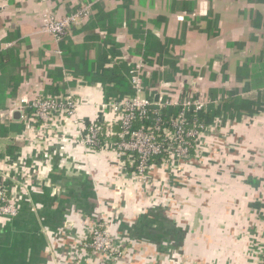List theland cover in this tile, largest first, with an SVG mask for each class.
<instances>
[{
	"label": "crops",
	"instance_id": "1",
	"mask_svg": "<svg viewBox=\"0 0 264 264\" xmlns=\"http://www.w3.org/2000/svg\"><path fill=\"white\" fill-rule=\"evenodd\" d=\"M82 3L91 6V15L62 40L44 29L47 16L70 15ZM100 8L109 14L102 21ZM147 33L163 43L173 40L169 53L186 57L192 66L232 56L237 67L231 89H241L237 70L247 57L242 52L252 47L248 56H259L264 48V0H0V119L5 117L0 128L10 130L0 131V159H25L35 170L18 185V214L0 216V264H94L97 256L84 245L102 220L124 245L121 264L264 262V159L257 163L256 157L252 164V159L237 161L236 154H229L233 159L189 161L169 167L175 170L169 181L163 165H153L143 183L121 165L112 146L89 149L85 144L86 133L80 130L93 122L110 121L115 127L119 116L104 107L100 83L87 82L66 67L63 42L88 46L87 57L95 59L97 48L112 37L122 54L109 55L107 66L143 63L146 95L158 102L154 86L164 81L169 93L173 89L178 95L179 76L173 71L170 78L169 65L156 57L147 62L133 52ZM234 43L245 46L230 50ZM183 82L184 88L199 90L194 80ZM38 92L73 94L75 117H58L45 131L39 124L24 128L22 114L18 118L15 113H21L24 97L32 99ZM232 121L230 138L243 142V154L264 155V112ZM14 125L23 128L14 131ZM209 138L207 130L204 140Z\"/></svg>",
	"mask_w": 264,
	"mask_h": 264
},
{
	"label": "built area",
	"instance_id": "2",
	"mask_svg": "<svg viewBox=\"0 0 264 264\" xmlns=\"http://www.w3.org/2000/svg\"><path fill=\"white\" fill-rule=\"evenodd\" d=\"M90 11L91 6L82 3L81 7L70 15L47 16L44 29L60 41L68 34L70 27L79 23ZM130 73L135 95L104 104V107H110L118 114L116 123L120 122L121 131L117 132L115 123L107 121L93 122L88 128L80 130V133L81 135L86 133L84 142L89 149H107L112 146L120 158L121 165L127 168L132 177L146 183L149 170L153 166L150 160L154 155L168 153V158L161 164L176 167L181 166L180 161L184 163L188 157H191L190 148L194 144L196 146L202 134L204 136L213 125L205 126L194 122L193 126L187 129L186 111L190 108L205 109L211 101L208 95L195 96L194 93L188 92L180 96L172 93L173 89L169 93V84L161 81L156 84V91L160 96V100L156 102L146 95L148 87L145 85L144 64H137L131 68ZM22 102L18 109L21 111L26 129H32L39 124L44 131L52 126L58 117L66 119L75 117L78 108L77 99L73 94L50 95L38 92L32 99L24 97ZM153 104L158 108L167 105L182 106L178 117L173 120L174 130L167 127L162 129L164 135L162 140L155 133L159 127L154 130L142 125L134 129L135 121L146 119ZM28 108L32 109L31 113L27 112ZM10 112L12 113L13 110ZM103 133L106 135V140L101 138ZM112 137L117 139L112 140ZM34 175L33 166L29 167L25 159H14L11 156L0 159V216L15 217L18 214V204L22 198L18 185H24V181H29ZM9 183L12 185L10 186ZM84 246L97 256L94 264H121L125 254L124 245L111 232L105 220L98 222L92 229L90 241Z\"/></svg>",
	"mask_w": 264,
	"mask_h": 264
},
{
	"label": "trees",
	"instance_id": "3",
	"mask_svg": "<svg viewBox=\"0 0 264 264\" xmlns=\"http://www.w3.org/2000/svg\"><path fill=\"white\" fill-rule=\"evenodd\" d=\"M106 15L109 14L104 13L103 8H100L97 18L102 21ZM141 38L133 52L142 55L147 62H153V58L156 57L159 64L169 65L171 71L168 69V74L172 78V72L177 62L169 53L170 48L168 45L174 43V41L170 40L163 43L152 33H147ZM103 44V47L97 48V57L91 59L87 57L88 46H74L70 41L67 44L63 42L62 48L65 54L66 67L76 76L83 77L87 82L100 83L103 87L106 102L111 100L121 101L125 97L134 96L135 90L131 83V66L125 61H119L112 66H107L110 62L109 55L116 58L122 54L119 50L120 44L112 37H108L107 40L103 41ZM108 44H111L110 49H106ZM71 60H75V64L70 63ZM237 79L240 82H244L241 89L222 90V95L220 93L221 90L212 89L210 91L211 103L205 109H188L186 111L187 123L185 125L187 129L191 128L194 122L210 126L221 118L241 121L243 115L254 116L264 112V48L259 56L248 58L238 67ZM251 91L256 92L255 97L245 95ZM181 110L182 106L179 105H167L158 108L156 104H153L146 119H137L135 121L134 129H138L142 125L147 128H154V130L159 127L158 130H155V133L162 140L164 138L162 129L167 127L174 130L173 120L178 117ZM22 128L23 125L13 126L14 131H20ZM115 129L117 132L121 131L120 122L117 123ZM2 130L10 131L8 127L0 128V131ZM101 138L102 140L105 139L106 135L103 133ZM114 139H117V137H114ZM194 145L190 148L191 155L195 154L196 146ZM166 158H168V153L154 155L150 160V164L160 165ZM9 185L11 186L12 184L9 183Z\"/></svg>",
	"mask_w": 264,
	"mask_h": 264
},
{
	"label": "rangeland",
	"instance_id": "4",
	"mask_svg": "<svg viewBox=\"0 0 264 264\" xmlns=\"http://www.w3.org/2000/svg\"><path fill=\"white\" fill-rule=\"evenodd\" d=\"M86 4V3H84ZM89 5V4H87ZM78 10V9H77ZM76 10V11H77ZM74 11V12H76ZM90 13H92V8ZM88 14L87 16L83 17V19L79 22L86 21L91 14ZM79 25V24H77ZM72 25L70 27V30H72L75 26ZM70 32V31H69ZM223 46L224 43H221ZM244 47L245 45L243 43H234L232 46H230V50H239L238 47ZM252 46V43H251ZM252 47H249L248 50L251 52H248V50L242 52V54H246L245 60H247L250 56H248L250 53L252 54ZM228 51V50H227ZM172 58L176 60V67H175V76H179L177 83H176V88H174L178 95H185L188 92L189 93H195V91H201L199 95H209V91L212 89V87H225V89H231L233 87V84L236 82V64H237V59L233 58L232 56L230 57H220L214 58L211 61V64H203L201 65H194L192 66L190 62L188 63L186 57H180L175 55ZM243 59V58H242ZM190 61V59H189ZM207 61V58L205 59ZM180 62V63H179ZM206 63V62H205ZM215 63V65H214ZM158 65V64H157ZM192 66V67H191ZM188 79V84L190 81L192 82L193 80L198 84L199 90L196 89H188L184 88V79ZM227 87V88H226ZM154 89L156 90L157 88L154 86ZM153 89V90H154ZM188 89V90H187ZM217 89V88H216ZM224 89V90H225ZM187 90V91H185ZM226 90V91H227ZM152 91V90H151ZM175 91V93H176ZM206 91V92H205ZM209 92V93H208ZM223 91L221 90L220 93L221 95ZM174 93V92H173ZM198 93V92H197ZM150 95V94H149ZM210 96V95H209ZM4 116L0 119V123H5ZM234 125L232 120H219L217 124L213 125V128L209 129L210 131V138L207 140H204V136L202 134L201 138L197 142V145L195 147V155H191V157H188V160L184 163L180 161L182 164L178 168L184 167L185 163H189V161H192L194 163H200L202 161L206 162H217L219 157H225L226 159H233L231 156H228L231 154L232 156L236 154L237 161L240 159L238 157H241V160L247 161L250 163V159H252V164L254 163V159L257 157V163H262L264 159V155H260V153L257 154V156H249L243 154L242 149H240L241 146H243V142H235L234 138H230L232 134V126ZM245 145H249L248 143H245ZM248 148V147H247ZM240 152H238L239 150ZM206 153V155H204ZM202 156L208 157L207 159L202 160ZM230 157V158H229ZM205 158V157H204ZM247 158V159H246ZM172 169V166L165 165L163 166L162 172L165 173L164 179H167L169 181L170 177V168ZM152 168V167H151ZM156 169V168H155ZM177 169V167H176ZM154 169L150 170L153 172ZM181 172V171H180ZM173 174L175 173V170L172 172ZM171 173V174H172ZM174 176V175H173ZM177 176V175H176Z\"/></svg>",
	"mask_w": 264,
	"mask_h": 264
},
{
	"label": "water",
	"instance_id": "5",
	"mask_svg": "<svg viewBox=\"0 0 264 264\" xmlns=\"http://www.w3.org/2000/svg\"><path fill=\"white\" fill-rule=\"evenodd\" d=\"M159 98H160L159 94L156 95V100H157V101H159ZM20 114H21V113H20L19 111H16L15 116L18 117V118H20Z\"/></svg>",
	"mask_w": 264,
	"mask_h": 264
}]
</instances>
